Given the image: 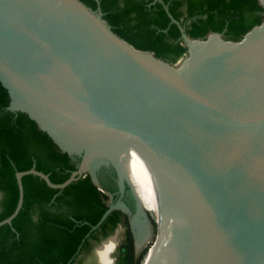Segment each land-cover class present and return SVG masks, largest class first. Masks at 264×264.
Returning <instances> with one entry per match:
<instances>
[{"label": "water", "instance_id": "95a60500", "mask_svg": "<svg viewBox=\"0 0 264 264\" xmlns=\"http://www.w3.org/2000/svg\"><path fill=\"white\" fill-rule=\"evenodd\" d=\"M172 21L188 52L176 64L115 34L100 6L0 0L7 110L24 112L80 158L61 183L34 167L17 171V204L0 227L22 207L23 176L61 190L88 173L100 189L98 171L112 168L116 197L107 192L114 201L91 231L118 209L135 240L134 222L150 221L118 157L132 151L163 196L160 248L149 264H264V20L238 41L218 32L191 38ZM126 187L134 211L122 201Z\"/></svg>", "mask_w": 264, "mask_h": 264}, {"label": "trees", "instance_id": "16d2710c", "mask_svg": "<svg viewBox=\"0 0 264 264\" xmlns=\"http://www.w3.org/2000/svg\"><path fill=\"white\" fill-rule=\"evenodd\" d=\"M80 1L92 10L100 6L111 30L136 49L150 51L170 63L187 51L172 18L191 38L218 32L230 41L240 40L264 20V7L258 0H98L99 4L96 0ZM9 102L8 92L0 83V221L16 207L17 171L34 167L53 183H61L80 160L62 151L27 114L7 110ZM22 185V207L11 225L0 227V264H72L90 241H98L121 223L126 229L118 264H140L146 251L135 256L125 213L111 211L91 231L108 208L104 191L116 197L114 182L100 183L102 191L86 173L59 190L29 174L22 177ZM130 209L134 211L133 207Z\"/></svg>", "mask_w": 264, "mask_h": 264}, {"label": "bare ground", "instance_id": "6f19581e", "mask_svg": "<svg viewBox=\"0 0 264 264\" xmlns=\"http://www.w3.org/2000/svg\"><path fill=\"white\" fill-rule=\"evenodd\" d=\"M118 157L144 210L155 220L158 238L163 222V196L158 183L154 181L149 163L142 154L132 151H119ZM134 226L137 242L143 243V240L150 235L149 231L145 230L146 225L140 219L134 222ZM155 240L152 242V246L147 248L140 264H149L154 253L160 248L157 240L156 244L153 245ZM154 264H164L163 259L157 257Z\"/></svg>", "mask_w": 264, "mask_h": 264}, {"label": "rangeland", "instance_id": "374dc122", "mask_svg": "<svg viewBox=\"0 0 264 264\" xmlns=\"http://www.w3.org/2000/svg\"><path fill=\"white\" fill-rule=\"evenodd\" d=\"M183 11L184 10H182V13H184ZM208 35H211V33H209ZM205 37L200 39H205ZM222 38L225 39L223 35ZM182 44L185 46L183 42ZM187 55L188 52L186 51V53L181 58H179L175 63H171V64H176L178 61L182 62ZM100 190H102L101 187ZM104 192L108 197L106 199L107 205L111 204L114 200L110 197V195L106 191ZM147 216L150 223L144 222V225H146L145 230H148L150 235L146 237L147 239L143 240V243L137 242V238L134 240V230L130 227L131 225L129 222V217H127V223L131 230V234L134 241L136 257H139L144 251L147 250L148 247L152 246V242L156 239L155 238L157 234L156 224L154 221L152 223L153 217L151 215L148 214ZM125 229L126 226L123 223H121L114 229V231H112L108 235L100 236L98 241H90V245L76 257V259L73 261L72 264H118L119 248L125 238ZM103 246L105 250H103V259H101L100 251L102 250ZM102 260L104 263H102Z\"/></svg>", "mask_w": 264, "mask_h": 264}, {"label": "flooded vegetation", "instance_id": "af4514ba", "mask_svg": "<svg viewBox=\"0 0 264 264\" xmlns=\"http://www.w3.org/2000/svg\"><path fill=\"white\" fill-rule=\"evenodd\" d=\"M98 178H99V182L100 183L108 185L109 182H114L116 184V186H117L116 176H115V173L112 170V168H101L98 171ZM122 201L129 209H130V207H133L134 210H135L136 203H135V200H134V198H133V196H132V194H131V192H130L128 187H126V190H125V193L123 195ZM122 213H124V212H122ZM103 250H105L104 246H103L102 250L100 251L101 259L103 257Z\"/></svg>", "mask_w": 264, "mask_h": 264}, {"label": "crops", "instance_id": "0c3cea01", "mask_svg": "<svg viewBox=\"0 0 264 264\" xmlns=\"http://www.w3.org/2000/svg\"><path fill=\"white\" fill-rule=\"evenodd\" d=\"M102 259H103V257H102ZM102 263H104L103 260H102Z\"/></svg>", "mask_w": 264, "mask_h": 264}, {"label": "built area", "instance_id": "2783aa9c", "mask_svg": "<svg viewBox=\"0 0 264 264\" xmlns=\"http://www.w3.org/2000/svg\"><path fill=\"white\" fill-rule=\"evenodd\" d=\"M181 58V57H180Z\"/></svg>", "mask_w": 264, "mask_h": 264}]
</instances>
